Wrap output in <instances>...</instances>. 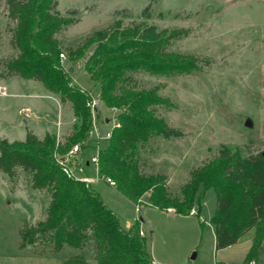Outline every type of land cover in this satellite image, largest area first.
Returning a JSON list of instances; mask_svg holds the SVG:
<instances>
[{
    "label": "trees",
    "instance_id": "16d2710c",
    "mask_svg": "<svg viewBox=\"0 0 264 264\" xmlns=\"http://www.w3.org/2000/svg\"><path fill=\"white\" fill-rule=\"evenodd\" d=\"M8 17L15 21L11 45L17 55L5 61L4 76L17 75L40 81L46 90L68 104L75 118L63 140L46 133L38 138L26 128L23 141L0 137V172L12 179L17 169L30 177L33 189L46 190L50 200L44 219L24 225L18 248L46 239L54 251L64 245L83 248L92 242L97 251L93 264H153L146 239L138 233L139 221L123 228L116 214L88 182L68 176L55 160L74 144L80 152L93 129L91 99L87 90L72 84L63 71L59 54L77 59L88 45L63 47L57 34L73 22L57 9V0H6ZM185 35L183 29H159L155 25L123 26L120 19L93 32L95 46L83 64L85 72L99 84V100L108 108H122L111 128L108 144L98 150L100 177L109 178L116 189L133 203L145 195L148 204L173 208L188 214L201 209L207 190L213 189L216 207L210 221L214 225L215 250L235 244L250 228L255 234L241 264L260 263L264 241V154H244L240 147L222 144L215 158L191 170L178 194H172L163 173L145 174L140 169L138 149L152 137L176 138L182 132L156 115L159 106H170L157 87L138 88L133 74L187 73L199 66L194 56L168 50L169 44ZM64 54V53H63ZM61 264H90L76 254Z\"/></svg>",
    "mask_w": 264,
    "mask_h": 264
},
{
    "label": "rangeland",
    "instance_id": "374dc122",
    "mask_svg": "<svg viewBox=\"0 0 264 264\" xmlns=\"http://www.w3.org/2000/svg\"><path fill=\"white\" fill-rule=\"evenodd\" d=\"M56 9L73 19L57 34L62 46L74 49L88 43L74 60H67L63 50L61 64L69 76V68L75 69L72 84L90 89V97L96 101L92 120L97 130L90 132L96 139L93 147L108 144L105 133L109 129L104 127L103 117L114 121L122 108L106 110L108 107L96 99L99 86L83 64L95 46L89 41L93 32L120 19L123 26L148 24L159 29H183L185 35L174 39L167 49L194 56L199 64L187 73L133 74L138 88L157 87L158 93L169 100L170 106L157 107L156 115L182 132L180 137L155 136L142 144L137 153L142 172L165 174L170 180L169 191L178 194L191 170L215 158L222 144L240 147L245 155L264 151V0H57ZM7 13L6 0H0L1 75L6 71L5 61L17 55L11 45L16 23ZM92 152L86 156L89 167L84 174L96 175L99 182L91 186L100 190L108 207L116 202L121 226L139 221L138 233L144 232L139 235L159 260L156 264H212L221 255L238 257L248 239L252 244L254 228L248 229L237 245L215 250L210 221L216 207L213 189L202 199L199 215L171 213L152 205L137 212L134 204L111 188L105 178L97 176L90 160L96 150ZM80 157L67 158L76 175L81 169ZM49 200L50 194L33 189L30 177L21 169L12 179L0 172V264H61L76 254L95 263L97 251L92 242L79 249L64 245L57 252L42 238L18 248L20 229L44 219ZM140 204L142 207L145 203ZM192 208L198 212L196 206ZM259 260L264 262V241Z\"/></svg>",
    "mask_w": 264,
    "mask_h": 264
},
{
    "label": "crops",
    "instance_id": "0c3cea01",
    "mask_svg": "<svg viewBox=\"0 0 264 264\" xmlns=\"http://www.w3.org/2000/svg\"><path fill=\"white\" fill-rule=\"evenodd\" d=\"M1 31L2 28L0 21V35H1ZM0 55H1V44H0ZM1 73H2V68L0 67V87L3 89V93L0 94V137L1 138H6L10 142L23 141L25 139L26 128L30 129L40 139H42L46 133H50L56 135L57 140H63L65 136H67L70 133L75 118L68 104H61L58 99V96L46 90L43 84L38 80L24 79L17 75L4 76L1 75ZM74 73H75V69L73 68V71L70 72V77L72 78V80L74 78ZM73 83L75 82L73 81ZM78 86L84 90H87L91 95L90 89H86L80 85ZM96 99H98V101L101 102L99 100V95L98 98ZM106 110H109V108H106ZM103 121H104L103 125L106 128V130L109 129V131L105 133V138H108L107 133H109L111 128L115 125L116 120L110 121L109 117L105 115L103 117ZM110 122L112 124L110 128H108ZM93 130L94 131L97 130L95 120H93ZM95 141L96 139L92 135H90V137L86 142L85 150L83 152H80L81 157L79 159V161H81V165H80L81 166L80 170L82 173L81 175H84L89 178L88 183L90 185H96L99 182L98 178L95 177L96 175L92 177L84 174V170L88 171V167H89V163L87 161L88 158L86 159V156L89 155L90 153H93L92 151L94 149L96 151L101 149V147H96V146L93 147ZM94 168L97 173V176L100 177L98 168L95 165ZM169 179H170V175H169ZM169 181L170 180L167 181V185L170 184ZM105 182L111 188L115 189L120 196L128 200L116 189L115 186L110 185L106 180ZM209 190H207L206 194L209 192ZM98 193L102 196L103 199L104 197L101 194L100 190ZM128 201L132 203V205L133 204L135 205V203L131 202L130 200ZM147 205L150 204H143L141 210L145 209ZM47 206L48 204L46 205V207ZM109 208L116 214L119 220V217L117 215L118 211L116 208V202L112 201L111 204L109 205ZM166 211L171 213L173 212L176 213L173 210V208L170 211L168 210ZM199 212H197V215H199ZM185 215L194 216V215H190L189 213ZM139 219L140 221L142 220V218ZM132 224L133 221L131 220L126 223L125 227L123 226L122 227L128 228ZM211 225L214 232V225L213 224ZM238 243L239 242L237 241L235 244H232L225 248H221L219 249V252L225 250L226 248H231L237 245ZM250 245L251 242L248 239L244 243L243 247L240 249V253L238 257L231 258L229 256L221 255L220 259L215 260L212 264H241ZM151 256L153 259V264L158 263L159 260L155 258L154 254L153 255L151 254ZM248 264H264V262H260V263L250 262Z\"/></svg>",
    "mask_w": 264,
    "mask_h": 264
},
{
    "label": "built area",
    "instance_id": "2783aa9c",
    "mask_svg": "<svg viewBox=\"0 0 264 264\" xmlns=\"http://www.w3.org/2000/svg\"><path fill=\"white\" fill-rule=\"evenodd\" d=\"M59 57H60V60L63 62L64 60V54L63 53H60L59 54ZM3 93V89L0 87V94ZM95 104H96V101L95 100H92L90 99L88 101V105L91 109V112H92V115L94 114V110H95ZM92 125H93V120H92ZM93 130V129H92ZM110 136V132L107 133V137ZM80 155V150H79V145L78 144H75L73 145L64 155H58L57 153H54V158L55 160L59 163V165L62 166L63 168V171L68 175V176H71L75 179H79L81 181H84V182H88L89 178L84 176V175H81V170L79 169V175H76L75 172L71 169V167L68 165L67 163V158L68 157H74V156H78ZM91 162L97 167V161H98V151H96V153L91 157ZM110 185H113L114 186V182L109 179V178H106L105 179ZM140 202H142V200H139ZM140 202H137L135 203V210L137 212H139L141 210V204ZM170 210V209H169ZM189 214L190 215H196L197 212L194 208H192L190 211H189ZM139 233L141 235H144V232L141 230L139 231Z\"/></svg>",
    "mask_w": 264,
    "mask_h": 264
},
{
    "label": "water",
    "instance_id": "95a60500",
    "mask_svg": "<svg viewBox=\"0 0 264 264\" xmlns=\"http://www.w3.org/2000/svg\"><path fill=\"white\" fill-rule=\"evenodd\" d=\"M68 71L69 72H72L73 71V68L70 67ZM247 125H249V123H247ZM263 154H264V151H263ZM141 200H142L143 203L148 204V196L147 195H145ZM194 257H195V255L193 254L191 256V258H194Z\"/></svg>",
    "mask_w": 264,
    "mask_h": 264
}]
</instances>
